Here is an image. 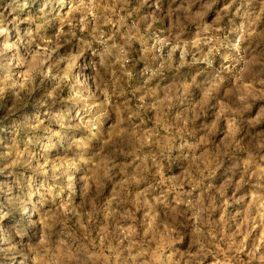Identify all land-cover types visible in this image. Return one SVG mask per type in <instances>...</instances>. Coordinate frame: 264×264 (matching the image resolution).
Wrapping results in <instances>:
<instances>
[{
    "label": "rangeland",
    "instance_id": "1",
    "mask_svg": "<svg viewBox=\"0 0 264 264\" xmlns=\"http://www.w3.org/2000/svg\"><path fill=\"white\" fill-rule=\"evenodd\" d=\"M244 2L245 0H96L99 7L94 5L89 12L69 11L70 6L79 5L80 0H27V7H24L25 0H0V13H3L0 16V27L7 29L4 35H0V49L4 43H9L18 45L21 54L29 50L35 51L37 44L41 43L37 37L39 31L40 35L46 34L53 41L46 46V56L49 63H53L58 58H63L66 53H75L85 43L93 41V28L102 31L105 36H111L112 41L122 44L121 33L129 32L133 22H136L139 36L147 39V47H142L136 30H131V56L126 69L132 75L130 78L125 77L117 66L115 75L120 77L124 93L113 98V104L121 106L118 111H123L125 103L132 109H136L141 103L155 105L147 111L141 110L143 119L134 120V124L139 125L145 132L158 129L161 135L164 134L165 126H172L173 130L179 127L185 139L199 145L197 155L204 154L209 172L212 173L211 180L219 186L224 177L234 176L235 180L240 179L245 171V158L249 152L255 154L256 151V140L253 137L264 132V73L259 71L264 67V13L260 12L257 3H253L252 9L258 18H246L241 8ZM6 5L16 8V12L10 14V9L5 11ZM97 15L102 18L93 21V17ZM84 17L86 19L81 23ZM121 17L124 18V24L118 25ZM105 19L111 20V23L105 22ZM205 26H208L207 31H203ZM29 28L32 29L31 36L27 34ZM181 29V40L187 43L173 52L172 45L177 43L175 35ZM57 33L60 34L59 37ZM157 37L167 38L168 45L161 46L160 50L153 48ZM93 47L99 45L93 42ZM11 54L8 53L9 56ZM88 58H91L90 50H85L81 63ZM68 62L65 59L60 68L63 69ZM246 67L248 70L244 71ZM88 71L91 72V69ZM77 73L81 74V80L86 79L79 65L73 70L74 76ZM95 75L93 73V77ZM101 75L105 81L111 80L110 76L103 73ZM40 81L41 78L37 77L33 92L24 97L15 115L4 119L6 108L0 104V155L6 151L12 152L11 156L0 159V168L15 159L16 145L27 153L24 156L25 161L29 155L32 156V168L46 165L48 169H52L63 165L71 170L79 152L91 151L90 144L94 141H90L87 114L80 111L77 115L78 110L66 102L68 89L63 88L57 93L55 100V108L60 109L55 119L59 122L53 123L45 116L48 109L41 110L40 106L34 103L35 97L52 86L51 81ZM87 83L103 101L104 97L99 91L101 82L88 78ZM61 97L64 98L63 101ZM141 97L145 99L141 101ZM25 115L28 117L27 121L24 120ZM37 116L39 120H43L38 129L25 127V124H38ZM52 132L58 134L52 135ZM70 138H75L71 147ZM259 155H264V152ZM120 159L131 165L127 169V176H131L139 161L133 163L131 155H122ZM256 162L264 164L258 156ZM181 163L187 166L188 162H176ZM176 164L171 168L166 165L160 175L167 180L181 175L182 169ZM9 173H13V170L0 172V183L11 185L17 192L21 187H27L25 181L33 175L32 170L27 167H17L13 174ZM21 173L24 175L21 176ZM48 174L51 176V171ZM193 175H196L195 172ZM121 178L127 177L122 174ZM86 179L81 180L77 176L75 195L72 196L68 195L66 180L49 181L56 184L53 197L39 204H36L34 198L32 203L35 207H32L28 214L21 218L20 212L15 211L5 218L4 224L19 222L31 234L32 228L28 226L30 218L36 219L43 209L53 214V220H62L63 216H58L57 213L63 203L65 208H70L73 212V215L68 217L65 231L75 230L76 238H82V230H76V221L79 218L87 227L92 239L97 240V226H107L109 232L113 230L114 219L105 215L107 204L104 198L110 191H115L121 199L127 201L118 204L113 199L111 210L117 213L116 218L118 219L120 213L125 210L134 212L138 231L141 232L143 229L139 225L149 218L153 209L144 205V197L138 195L139 193L151 189L148 194L149 205L153 204V197L163 195L168 203L175 207L174 200L178 192L169 191L168 184H160L159 177H150V183L137 177L136 182L129 183L124 190H114L113 185L108 183L103 186L99 195L96 194L95 186L91 192L86 190ZM244 179L246 183L238 195L250 190L264 194V179L254 178L251 182H247V176ZM180 191H191L187 181ZM228 195L232 196L231 189ZM133 200H139V206L134 207ZM217 203L219 204V198ZM248 203L249 201L245 200L243 204H234L227 209L223 231L217 227L207 236L203 241V254H198L201 245L192 233L193 221L187 218L191 213L188 212L186 216L185 206L181 204L178 208L180 215L177 216L176 227L173 229V239L176 242L172 248L178 250L174 264L176 261H179V264H214L215 261H219V264H257L248 253L259 246L256 255L264 254V243L257 240L260 228H256L247 238L244 251L236 252L237 246L244 239L242 235L236 234V229ZM4 204V199L0 197V205ZM7 210L5 207V211ZM164 212L162 205L154 206V213L158 214L155 221L157 224L167 219ZM255 214L256 209L253 207L252 215ZM219 215L218 207L213 219H218ZM39 227L37 225V228ZM63 227L57 223L51 228L53 239ZM20 252L19 247L11 251H0V264H8L7 257L20 255ZM98 264H102V261Z\"/></svg>",
    "mask_w": 264,
    "mask_h": 264
},
{
    "label": "clouds",
    "instance_id": "2",
    "mask_svg": "<svg viewBox=\"0 0 264 264\" xmlns=\"http://www.w3.org/2000/svg\"><path fill=\"white\" fill-rule=\"evenodd\" d=\"M253 3H257L260 12L264 13V0H245L241 4V8H243L246 18L251 19L253 16L258 18L252 9ZM94 5L99 7L96 5V0H87V3L85 0H80V4L70 6L69 11L87 10L91 12ZM24 7H27V0H25ZM9 9L11 10L10 14H14L17 10L11 5L4 7L5 11H9ZM237 11L239 12L240 9ZM188 14L195 15V13ZM2 15L3 13H0V16ZM101 18L99 15L94 16L93 21ZM83 19L86 17L82 18L81 23H83ZM105 22L111 23V20L105 19ZM117 23L123 25L124 18L121 17ZM37 28L39 29L40 25ZM133 29L136 30L142 47L146 48L147 39L139 36L138 25L133 22L129 32L121 33L122 44L112 41L111 36H105L102 31L93 28L91 33L93 41L85 43L75 53H66L63 58H58L53 63H49V58L46 56L48 52L46 46L53 41L46 34L40 35L39 31H37V37L41 43L37 44L35 51L29 50L21 54L18 45L9 43H4L3 48L0 49V104L6 108L4 119L15 115L18 105L24 100V97L31 95L35 88V80L40 77L41 83L48 80L51 81L52 86L35 97L34 103L38 104L41 110L47 108L45 116L53 123H57L59 121H56L55 115L60 109L55 108V100L57 93L63 88H67V104L78 110L77 115L80 111L87 114L88 128L91 133L90 141H94L90 144L91 151H81L76 155L71 170L63 165L52 169H48L46 165L32 168V156L29 155L28 160L25 161L24 156L27 153L16 145L15 159L5 163L0 168V172L12 169L14 173L17 167H27L32 170L33 175L25 181L27 187H21L18 192L14 191L11 185L0 183V197L5 201L4 205H0V251H11L17 247L21 249L20 255L14 254L7 257L8 264H98L101 261L102 264H174V257L178 250L172 248L176 242L173 239V229L176 227V218L180 215L178 208L181 204L185 206L184 214L186 216L188 212L191 213L187 218L193 221L192 233L197 238V243L201 245L198 254L205 252L203 241L208 235H211L217 227L223 231L222 226L226 224L227 209L234 204H243L245 200H248L249 203L236 229V234L242 235L244 239L237 246L236 252L244 251L245 241L256 228H260L257 240L264 243V194L250 190L248 193L238 195L246 183L245 176L248 177L247 182H251L254 178L256 180L264 179V164L256 162L257 156L260 161H264V155H259L260 152H264V132L253 137L256 140V151L255 154L249 152L245 158V171L240 179L235 180L234 176L224 177L217 186L211 180L212 173L209 172L206 157L203 153L197 155L199 145L185 139L179 127L173 130L172 126H165L164 134L161 135L158 129L145 132L139 125L134 124V120L143 119L141 110L147 111L149 107H155V105L141 103L136 109H132L125 103L123 111H118L121 106L113 104V98L124 93V89L120 85V77L115 75L117 66L125 77L130 78L132 75L126 66L130 63L131 30ZM207 30L208 26H205L203 31ZM6 31V28L0 27V35H4ZM27 34L32 35L31 28L27 30ZM59 35L57 33V37ZM182 36L183 29L175 35L177 43L172 45L171 51L174 52L177 48L186 45L187 41L181 40ZM93 42L99 47H93ZM168 43L167 38L157 37L153 48L160 50L161 46H167ZM13 49H15L14 52ZM85 50H90L91 58L84 59L81 63V57ZM236 50L239 51L238 48ZM9 52L12 53L11 56L8 55ZM65 59L69 62L61 69L60 64L64 63ZM78 65L86 77L85 80H81L80 73L73 75V70ZM88 69H91V72ZM247 70L246 67L244 71ZM259 71L264 73V67H261ZM93 73L96 74L95 77H93ZM101 73L110 76L111 80L105 81ZM88 78H94L101 82L99 91L104 97L103 101L95 95L87 83ZM146 83L147 81H145ZM140 99L143 101L145 98L141 97ZM61 100L63 101L64 98L61 97ZM5 101H7L6 104ZM37 119L39 120V116ZM24 120H28L27 115ZM41 124H43V120H39L35 126L25 124V127L36 130ZM51 134L57 135L58 133L52 132ZM74 143L75 138H70L69 147ZM174 152L177 154L173 155ZM11 155V151H6L0 155V159ZM122 155H131L133 163L139 161L131 176H127V169L131 165L120 159ZM181 160L187 161V166L182 163L176 164ZM173 164L182 169L181 175L167 180L160 175L161 171L166 165L171 168ZM49 171L52 173L51 176L48 174ZM193 172L196 175H193ZM122 174L127 178H121ZM23 175L21 173V176ZM77 176L81 180L87 178L86 190L91 192L95 186L97 195L108 183L113 185L114 190H124L129 183L136 182L137 177L141 181L149 183L151 182L150 177H159L160 184H168L169 191L176 190L178 192L174 200L175 207L169 204L163 195L153 197V204L149 205L148 194L151 189L145 193H139L138 195L144 197V205L153 209L149 213V218L139 225L143 229L141 232L138 231L134 212L125 210L120 213L118 219L116 218L117 213L111 210L113 199L118 204L127 203V201L121 199L115 191H110L104 198L107 204L105 215L114 219L113 230L109 232L107 226L103 228L97 226V240L92 239L87 227L79 218L76 221V230H82V238H76L75 230L65 231L68 226V217L72 216L73 212L70 208H65L63 203L57 213L58 216H63L62 220H53V214L43 209L40 210L36 219L30 218L28 226L32 228L31 234L19 222L10 225L4 224L5 218L15 211L20 212L21 218L28 214L31 208L35 207L32 203L34 198L36 204H39L47 202L49 197H53L56 184L49 183V181L66 180L68 195H75ZM185 181L191 188L189 192L180 191ZM206 181L207 183H205ZM229 189L232 190V196L228 195ZM194 193L195 195H193ZM217 198H219V204ZM132 204L134 207L139 206V200H133ZM155 205L164 207V215L167 218L161 220L159 224L155 222L158 216L154 213ZM5 207L8 208L7 211H5ZM218 207L220 215L218 219H213V214ZM253 207L256 209L255 216L252 215ZM89 222H91V214H89ZM57 223L64 227L56 233L55 239H53L50 230ZM37 225L40 227L37 228ZM258 252L259 246L248 255L256 260L257 264H264V254L257 256ZM175 264H179V261H176ZM214 264H219V261H215Z\"/></svg>",
    "mask_w": 264,
    "mask_h": 264
}]
</instances>
